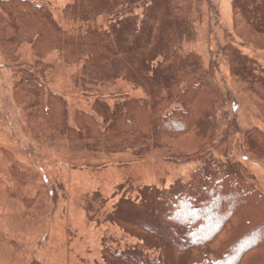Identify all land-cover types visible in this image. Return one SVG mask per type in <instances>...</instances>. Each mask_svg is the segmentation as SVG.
I'll list each match as a JSON object with an SVG mask.
<instances>
[{
    "label": "trees",
    "instance_id": "trees-1",
    "mask_svg": "<svg viewBox=\"0 0 264 264\" xmlns=\"http://www.w3.org/2000/svg\"><path fill=\"white\" fill-rule=\"evenodd\" d=\"M6 2L8 14L13 10L18 14L9 19L0 13L4 42L17 40L38 24L59 31L49 8L37 0ZM205 2L78 0L67 11L81 21H87L90 13L95 18L112 14L108 27L92 26L83 36L71 37L78 39L75 53L89 51L90 82L116 83L120 77L111 73L123 69L130 84L147 93L145 98L123 95L119 100H99L93 113L81 112L74 125L66 102L60 95L48 94L41 79L16 84V94L34 92L27 118L34 136L48 130L81 146L129 138L141 147L153 142L156 147L178 149L179 164L204 162L188 184L177 185L176 190L124 182L116 191L121 198L112 211L94 216L100 218L98 224L118 227L133 241L103 246L102 262L95 259L94 264H264V191L241 164L214 157L229 145L227 138L217 140L216 135V116L227 102L213 83L218 64L205 67L198 56L182 48L183 41L195 38L188 17L191 10L186 7ZM233 10L235 31L239 28L255 40L264 39V0H233ZM218 55L227 60L231 78L264 104L263 68L231 43ZM231 123L236 128L235 118ZM241 137L243 156L264 164V132L251 128ZM12 172V179L26 182L27 171L14 166ZM98 204L106 206L104 200Z\"/></svg>",
    "mask_w": 264,
    "mask_h": 264
},
{
    "label": "rangeland",
    "instance_id": "rangeland-1",
    "mask_svg": "<svg viewBox=\"0 0 264 264\" xmlns=\"http://www.w3.org/2000/svg\"><path fill=\"white\" fill-rule=\"evenodd\" d=\"M6 1L0 0V13L10 19L18 11L8 14ZM37 1L49 8L61 33L38 24L20 33L19 39L4 42L0 22V264H94L95 259L101 263L103 246L133 241L118 227L98 224L100 218L94 216L112 211L124 182L176 190L177 185H187L204 162L179 164L178 149L156 147L153 142L141 147L129 138L81 146L48 130L34 136L27 123L34 92L15 93L16 84L26 78L41 79L48 94L60 95L74 125L81 112L93 113L99 100L147 96L130 84L123 69L112 71L120 77L116 83L90 82L89 51L75 53L78 39L71 37L83 36L92 26L108 27L112 14L95 18L90 13L87 21L73 20L67 11L78 0ZM186 9L191 10L195 38L183 41L182 48L198 56L205 67L218 64L213 83L227 99L216 116V135L217 140L227 138L229 145L214 157L241 164L264 191V164L244 157L240 150L246 130L264 132V104L231 78L227 60L218 55L231 43L264 70V39L235 31L233 0H207ZM14 166L27 171L26 182L12 179ZM101 200L106 206L100 208Z\"/></svg>",
    "mask_w": 264,
    "mask_h": 264
}]
</instances>
